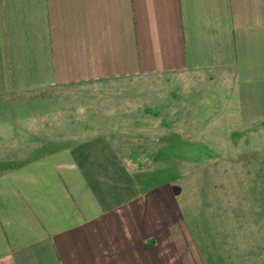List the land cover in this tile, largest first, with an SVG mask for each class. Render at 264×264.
Instances as JSON below:
<instances>
[{"label":"crops","instance_id":"0c3cea01","mask_svg":"<svg viewBox=\"0 0 264 264\" xmlns=\"http://www.w3.org/2000/svg\"><path fill=\"white\" fill-rule=\"evenodd\" d=\"M166 76L190 93L186 148L264 137V0H0V108ZM204 87L208 119L194 113ZM63 104L0 128V264H154L158 233L128 215L145 198L115 208L92 175L134 169L97 152L106 135L69 132Z\"/></svg>","mask_w":264,"mask_h":264},{"label":"rangeland","instance_id":"374dc122","mask_svg":"<svg viewBox=\"0 0 264 264\" xmlns=\"http://www.w3.org/2000/svg\"><path fill=\"white\" fill-rule=\"evenodd\" d=\"M175 78L60 89L51 96L54 100H30L26 112L17 104L0 108V128L23 121L30 112L35 119L48 111L58 113L65 102L73 120L66 124L69 132L106 135L97 152H106L114 168L129 164L134 169L92 175L102 199L115 208L120 200L131 204L145 198V210L137 214L129 208L128 215L142 221L146 235L158 233L154 264H264V137L247 139L245 131L239 134L242 139L227 140V131L225 139L210 140L206 149L186 148L185 121L192 117L186 102L191 98ZM199 94L204 101L197 102L194 113L199 118L214 115L215 109L207 106L214 92L204 87ZM96 118L100 123L84 124ZM54 127L51 122L34 125L39 133ZM42 138L33 140L34 146L48 142Z\"/></svg>","mask_w":264,"mask_h":264}]
</instances>
